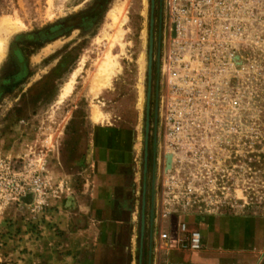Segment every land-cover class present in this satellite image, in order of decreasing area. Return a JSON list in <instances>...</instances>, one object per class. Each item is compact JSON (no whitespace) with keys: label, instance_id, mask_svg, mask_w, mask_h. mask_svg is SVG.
<instances>
[{"label":"rangeland","instance_id":"rangeland-1","mask_svg":"<svg viewBox=\"0 0 264 264\" xmlns=\"http://www.w3.org/2000/svg\"><path fill=\"white\" fill-rule=\"evenodd\" d=\"M99 3L100 0H38L32 8V0H0V28L5 19L15 25L0 29V41L5 43L0 59V158L12 162L21 183L29 181L28 174L40 170L54 186L59 187L61 182L65 188L78 187L86 164L82 161L97 121L113 122L142 141L147 185L155 163L161 201L170 213L191 216L185 221L188 230L202 233V249L193 251L179 245L181 249L203 253L212 247L208 244L211 232L218 235L237 231L248 238L253 236L255 247L262 243L253 264H264V0H248L246 37L234 38V58L230 63L221 59L214 67L194 60L193 48L181 50L175 45L165 12L160 20L157 0L154 9L152 0H104L91 20L78 27L63 26L67 18L91 11ZM108 55L115 62L114 70L108 79H102L100 65ZM178 55L182 61L172 68L180 71V79H175L167 65L169 57ZM216 67L218 75L214 73ZM199 71L203 72L201 77ZM68 85L71 91L63 96ZM172 104L186 111L180 140L173 144L165 122ZM32 202L28 194L20 201L0 205H30L31 214L38 216L40 212L34 211ZM184 202L189 205L183 207ZM252 228L253 235L249 232ZM177 235L187 241L189 232L178 230ZM217 238L214 247L219 245ZM217 253L203 264L245 263L242 256L230 258ZM146 259L142 255V264Z\"/></svg>","mask_w":264,"mask_h":264},{"label":"crops","instance_id":"crops-1","mask_svg":"<svg viewBox=\"0 0 264 264\" xmlns=\"http://www.w3.org/2000/svg\"><path fill=\"white\" fill-rule=\"evenodd\" d=\"M37 1L32 0V8ZM97 123L78 187L65 188L60 182L49 196V207L38 216L31 214L30 205H0L1 263L142 264L145 255L149 264L150 248L152 264L209 263L217 252L242 256L244 264L255 262L262 243L255 247L253 236L237 231L211 232L212 247L203 253L181 249L178 227L191 216L170 213L156 189V176L147 185L142 141L113 122ZM162 232L169 233V240L161 239ZM249 232L253 235V228ZM216 236L219 245L214 247Z\"/></svg>","mask_w":264,"mask_h":264},{"label":"built area","instance_id":"built-area-1","mask_svg":"<svg viewBox=\"0 0 264 264\" xmlns=\"http://www.w3.org/2000/svg\"><path fill=\"white\" fill-rule=\"evenodd\" d=\"M164 12L170 20L175 45L181 50L193 48L194 60L201 64L209 63L214 67L217 60L221 59L227 64L230 63L234 58V38L247 35L248 0H163L162 14ZM181 61L180 55L171 59L169 57L167 69L175 79H180V71H173L172 65ZM213 67L211 75H214ZM218 68L214 71L216 75L219 74ZM202 75L203 72L199 71L198 76ZM185 115V108L178 104H172L166 112V129L169 128L167 135L172 144L180 140V132L185 126ZM15 170L11 161L0 158V203L8 205L31 194L34 211H46L49 207V196L57 186L50 183L40 170L34 174L25 170L31 175L28 174L30 178L27 183H21ZM188 205L189 203L184 202L182 206ZM178 228L182 233L189 232L187 241L178 237V243L183 248L193 251L202 249L203 235L200 231L188 230L185 221L180 222ZM161 239L169 240V234L162 232Z\"/></svg>","mask_w":264,"mask_h":264},{"label":"water","instance_id":"water-1","mask_svg":"<svg viewBox=\"0 0 264 264\" xmlns=\"http://www.w3.org/2000/svg\"><path fill=\"white\" fill-rule=\"evenodd\" d=\"M155 8V0H152V9ZM162 11H163V0H160V20L162 17ZM151 35H150V47H149V56H148V91H147V117H146V126H145V159L147 160L148 157V139H149V132H150V109H151V81H152V63H153V29H154V16L152 14L151 17ZM160 52H161V25L159 29V36H158V58H157V65L159 67L160 64ZM157 100H158V86L156 89V101H155V112H154V125H155V131H154V145H156L157 142V121H158V114H157ZM171 157H169L170 161ZM154 162H155V155H154ZM147 165H145V168ZM155 163H154V173H153V179H155ZM144 230V227H143ZM149 264H152V249L150 248L149 251Z\"/></svg>","mask_w":264,"mask_h":264},{"label":"bare ground","instance_id":"bare-ground-1","mask_svg":"<svg viewBox=\"0 0 264 264\" xmlns=\"http://www.w3.org/2000/svg\"><path fill=\"white\" fill-rule=\"evenodd\" d=\"M116 7V6H115ZM113 10V9H112ZM112 12V11H111ZM113 13V18H114V20H117L118 21V18L119 17H117L114 13L115 12H112ZM111 13V14H112ZM122 16H123V14H122ZM116 21V22H117ZM13 21H10V20H7V19H5V20H3V22L1 23V28H5L6 29V27H7V29H8V27L9 26H11V25H13V26H15L13 23H12ZM16 24L18 23V22H15ZM0 28V29H1ZM11 28V27H10ZM9 28V29H10ZM15 28V27H14ZM6 29V30H7ZM18 29V28H17ZM2 30V29H1ZM5 30V31H6ZM3 31V30H2ZM9 36V35H8ZM116 36V35H115ZM6 38V37H5ZM116 39L115 40H118V35L115 37ZM6 41V40H5ZM5 43H3L2 41H0V59H1V57L3 56V54H4V49H5ZM109 56V55H108ZM103 62V61H102ZM114 64H115V62L114 61H112L111 60V56H109L108 57V59L104 62V64L103 65H100V76L102 77V79H104V77L106 78V79H108L109 77H110V75H111V72L113 73V66H114ZM101 77H100V79H101ZM71 88H72V86L71 85H68L66 88H65V91H64V93H63V96L64 95H66V94H68V92L69 91H71ZM95 119L96 118H98V114H95Z\"/></svg>","mask_w":264,"mask_h":264},{"label":"flooded vegetation","instance_id":"flooded-vegetation-1","mask_svg":"<svg viewBox=\"0 0 264 264\" xmlns=\"http://www.w3.org/2000/svg\"><path fill=\"white\" fill-rule=\"evenodd\" d=\"M104 0H100V3L91 11H86L84 13H78L77 15H73L69 18H67L64 21V27H78V25L85 23L89 20H91L93 18V16L95 15L96 11L98 10V8L101 6V4L103 3ZM157 2L160 5V0H157ZM154 12V10H153ZM158 17V14H157ZM62 29V28H61Z\"/></svg>","mask_w":264,"mask_h":264}]
</instances>
